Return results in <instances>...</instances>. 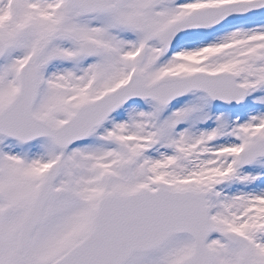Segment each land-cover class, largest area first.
<instances>
[{"label": "snow or ice", "instance_id": "obj_1", "mask_svg": "<svg viewBox=\"0 0 264 264\" xmlns=\"http://www.w3.org/2000/svg\"><path fill=\"white\" fill-rule=\"evenodd\" d=\"M0 264H264V0H0Z\"/></svg>", "mask_w": 264, "mask_h": 264}]
</instances>
